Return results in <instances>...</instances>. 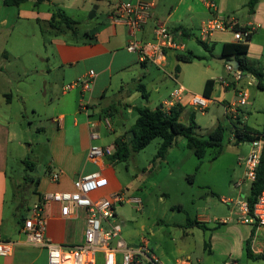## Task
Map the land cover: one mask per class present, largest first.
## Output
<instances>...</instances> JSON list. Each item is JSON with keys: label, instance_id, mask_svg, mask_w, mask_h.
<instances>
[{"label": "crops", "instance_id": "crops-1", "mask_svg": "<svg viewBox=\"0 0 264 264\" xmlns=\"http://www.w3.org/2000/svg\"><path fill=\"white\" fill-rule=\"evenodd\" d=\"M33 1L27 0L15 6L4 4L3 0H0V241L9 242L11 247L9 254L0 255V264H47L46 249L26 243L20 230L27 209L37 203L43 193L70 190L76 177L94 169H99L103 176L94 196H107L122 188L110 158H107L101 167L86 159L89 145L97 140L90 137V131H99V118H109L108 114L102 112L107 106L115 103L111 101L113 94H116V104L122 101L129 112L137 105L130 104L133 95L132 91H125L126 87L130 84L133 90H138L139 84H142L147 94L145 99L150 96V88L155 92V97L150 100V105L139 106L153 109L162 105L175 84H181L186 93L178 102L184 106L180 120L190 106L187 98L188 93L193 90V82L190 80L188 85H184L177 79L181 68L176 64L188 62L177 60L176 52L170 50L167 53L166 66L160 68L147 61H140L136 52L127 51L125 44L130 32L123 22L111 17L115 5L150 2V14L135 35L144 40L151 39L154 24L163 22L175 38L184 44L182 52L200 56L199 59L189 61L202 63L198 74L199 83L195 84L194 88H198L201 93L205 80L212 79L208 106L220 103L226 115L231 118L236 114L242 118L246 117L240 108L241 105H232L236 100L238 82L255 85V79L248 74L235 81L232 71L226 68V60L234 58L224 57L221 54V46L224 42H235L233 30L251 29L246 43V56L255 67L264 70V0H257L251 10L247 6L248 0H213L217 12L230 27L214 31L204 41L208 49L203 47L204 53L200 54L190 51L187 43L191 37L198 42L199 27L210 15L201 0H45L37 7L33 5ZM55 9H62L74 20V23H71L73 28L62 25L58 27L57 23L54 28L48 25ZM88 11V17L85 15L83 19H77L74 15H84ZM82 22L83 37L78 39V25ZM68 34L76 36L68 38ZM207 57L212 62L203 63ZM219 58H223V61ZM12 60L22 61L11 62ZM149 65L155 67L156 71L151 70ZM14 66H19L21 70V73L18 72L16 83H13L12 76ZM89 70L94 71V76L85 88L82 84L90 78ZM55 71L59 72L61 81L59 86L56 82L50 86L51 90L57 91L47 99L52 104L49 118L54 125L48 145L49 163L42 176L25 173L22 177H12L8 174L9 153L14 152L15 158L21 156L15 151L13 142L18 146L21 143L18 137L21 122L28 120L24 111L28 108L31 112L34 111V103L28 104L27 99L35 95L34 102L42 101L46 92L44 85L47 82L50 85L49 76ZM30 73H34L32 79L27 77ZM14 101L20 106L15 111V121H11L9 108ZM189 113L190 111L186 113L187 118ZM92 121L97 122V125L90 126ZM106 144H114V139ZM173 151L175 150L170 146L160 158L161 161L168 162L169 155H175ZM20 158L19 162L24 163L25 158ZM30 162L34 167L30 168L26 164V169L36 171L39 167L35 166L33 161ZM50 169L60 171L58 180H49ZM43 210L48 218L46 238L62 245H74L82 241L85 217L83 210L76 211L73 216L62 217L59 215L58 204L53 201L46 202ZM195 219L202 221L204 218L199 215ZM121 237L124 239L122 234ZM139 240L137 238L127 244L133 246ZM148 244L162 264H174L179 259L176 257L171 263L169 250L165 246L161 243L151 244L149 241Z\"/></svg>", "mask_w": 264, "mask_h": 264}, {"label": "rangeland", "instance_id": "rangeland-1", "mask_svg": "<svg viewBox=\"0 0 264 264\" xmlns=\"http://www.w3.org/2000/svg\"><path fill=\"white\" fill-rule=\"evenodd\" d=\"M88 13L89 11L84 15L79 13L74 15L77 19H83L85 15L88 17ZM78 27V39H81L84 23H79ZM75 36L68 34L67 37ZM187 45L194 53H204L203 46L193 37L188 39ZM18 61L22 60L11 62ZM202 62L212 61L207 57ZM176 64L181 68L177 79L184 85H188L192 80L191 91L200 93L194 85L199 83L198 74L202 69V63L193 61ZM148 67L156 71L155 67L151 65ZM18 72L21 73L20 67L14 66L13 83L18 81ZM27 77L32 79L34 73L28 74ZM49 77L51 83L49 85L47 82L44 85L46 92L42 101L34 102L35 95L27 99L28 104L34 103V111L31 112L29 108L24 111L28 120L21 122L18 136L21 143L18 146L13 142L15 151L21 156L15 158L14 152L9 153L8 174L12 177H22L25 173L42 176L49 163L48 145L54 125L49 118L52 104L47 99L50 95L54 96L57 91L51 90L50 86L55 82L59 86L61 81L58 71ZM237 86L236 96L238 90L246 89L248 93L247 101L240 106L245 118L238 114L231 118L226 115L220 103H212L202 111L189 106L180 120L187 123L186 113L194 110L196 132L202 136H206L217 123L225 126L222 146L216 158L211 159L209 156V153L214 151L213 148H208L203 158H197L192 150L187 148L185 138L177 136L171 146L175 150L173 151L175 155H169L168 162L155 158L161 143L160 137L153 138L138 151H131L125 159L118 157L112 159L115 176L122 187L120 191L123 192L124 198L136 197L141 201L139 207L130 201H124L114 207L118 217L116 219L121 225V234L126 242L144 238L151 244L161 243L169 250L171 263L176 257L188 256L191 262L198 260L199 264H263L260 259L246 254L245 241L250 234L251 225L238 220L236 204L233 201L244 198L249 192L248 182L242 183L239 187L234 183L242 177V157L250 148L248 140L234 141L233 128L234 125L241 127L244 124L250 130L264 131V91L254 84H244L240 81ZM125 91H132L130 104L137 106L147 105L155 97V92L151 88L148 89V96L150 95L148 99L141 97L140 91L133 90L130 84ZM111 97L116 108L108 113L110 129H107L101 120L99 139L95 141L99 145L119 139L128 131L137 115L135 109L128 112L122 101L116 104V94ZM19 106L15 101L11 104L9 108L11 121H15V111ZM128 149H131L130 145ZM20 157L33 161L39 168L36 171L26 169V163L19 162ZM199 215L205 219H202L205 222V229L189 225V221ZM96 262L102 264L100 253H97Z\"/></svg>", "mask_w": 264, "mask_h": 264}, {"label": "built area", "instance_id": "built-area-1", "mask_svg": "<svg viewBox=\"0 0 264 264\" xmlns=\"http://www.w3.org/2000/svg\"><path fill=\"white\" fill-rule=\"evenodd\" d=\"M210 11V15L204 19L199 27L198 38L206 41L210 35L217 30H225L228 26L217 12L216 3L213 0H201ZM150 2L138 1L135 4L119 3L112 10L111 17L123 22L129 29L130 37L127 39L125 49L136 52L140 61H147L157 67L164 68L167 62V53L172 50L176 53L184 50V44L179 42L173 32L163 23L156 22L153 26V37L151 39H141L135 35L145 24L151 7ZM250 28L233 30L235 42L245 43L249 38ZM226 68L232 71L235 81L242 77L240 70L233 68L229 63ZM88 80L83 82L86 88L90 79L94 76V71L89 70ZM250 83V81L248 82ZM186 89L181 85H175L162 107L165 111L178 103ZM233 106L242 105L247 101L248 93L246 89L238 90ZM188 104L198 110H204L209 104V97L202 93L189 92ZM235 112V111H234ZM104 122L107 129L111 128L108 117L98 119ZM90 126L97 125V122H90ZM92 139H99L98 129L90 131ZM262 140L255 138L250 141V148L247 154L242 157L243 174L235 182L240 186L244 182H251L255 179V172L258 166ZM114 144L99 145L92 143L86 153V159L94 165L101 167L103 162L112 155ZM49 180L56 181L60 176V171L50 169L48 171ZM103 176L99 169H94L76 177L72 182V189L45 192L39 201L27 209L23 218L20 230L24 234L26 243L41 246L46 249L47 264H97L96 256L100 253L102 264H162L154 250L149 246L144 238L139 243L130 246L121 237L120 223L115 219V205L124 201H130L139 207L141 201L136 197L124 198L120 190L113 191L107 196H94L98 190ZM246 196L237 198L236 213L238 220L253 227V234L250 241L251 252L258 256L264 264V188L256 195L251 208ZM53 201L59 206V215L62 217L73 216L76 211L84 212V227L82 241L74 245H62L52 242L46 238L48 218L44 215L43 206L46 202ZM224 222L225 219H222ZM11 251L10 243L0 241V255H7ZM174 264H199L198 261L191 262L189 257L177 259Z\"/></svg>", "mask_w": 264, "mask_h": 264}, {"label": "trees", "instance_id": "trees-1", "mask_svg": "<svg viewBox=\"0 0 264 264\" xmlns=\"http://www.w3.org/2000/svg\"><path fill=\"white\" fill-rule=\"evenodd\" d=\"M27 0H3L4 4L18 6ZM45 0H34L33 5L37 7L40 3ZM257 0H248L247 6L251 10ZM62 25L63 27H72L71 23L74 20L70 19L62 9H55L52 11L48 25L50 27H56L57 25ZM73 28V27H72ZM198 42L206 49L207 44L198 39ZM247 42H224L221 46V54L226 58H234L238 62L237 69L241 71L242 75L248 74L255 79V86L264 90V70L255 67L252 62L246 56ZM176 58L179 61L189 62L193 59H199L200 56L192 54L191 52H178L176 53ZM213 86L212 79H206L204 82L202 94L209 97L210 91ZM140 94L142 97L146 98L147 94L144 90V86L139 84ZM116 105L111 104L107 106L102 113L108 114ZM184 106L180 103H176L165 111L161 105L155 108H150L148 106H135L134 109L137 113L134 122L130 125L128 130H131L133 137L127 141V136L122 134L119 139L114 140V150L110 158H127L130 152H135L146 146L153 138L160 137L161 143L155 154V158H162L167 149L173 145L177 136H182L186 140L187 148L191 149L193 154L197 158H203L206 154L208 148H213L214 151L209 153L211 159L216 158L222 146V141L225 133V126L217 123L206 136H202L196 132V122L194 120V110H191L188 117V122L183 123L180 121L179 116L182 112ZM109 115V114H108ZM234 141L239 142L242 140L252 141L255 138H260L262 140L261 152L259 157L258 166L255 172V179L251 182L249 186V192L246 196L247 203L251 208L252 203L256 195L264 188V131L260 130H250L244 124L241 127L234 125L233 128ZM131 149H128V146ZM30 168L34 167V164L30 161L24 160ZM23 221V218H22ZM189 225H195L202 229H205V224L199 220H190ZM253 234V227L251 228L250 234L245 241L246 254L249 257L258 258L250 250V241Z\"/></svg>", "mask_w": 264, "mask_h": 264}, {"label": "water", "instance_id": "water-1", "mask_svg": "<svg viewBox=\"0 0 264 264\" xmlns=\"http://www.w3.org/2000/svg\"><path fill=\"white\" fill-rule=\"evenodd\" d=\"M219 59H220L221 62L223 61V58H219ZM226 62L227 63H230L235 69H237V66H238L237 60H235V59H228V60H226ZM125 134L127 136V138H126L127 141H129L133 137V133H132L131 130H128Z\"/></svg>", "mask_w": 264, "mask_h": 264}]
</instances>
